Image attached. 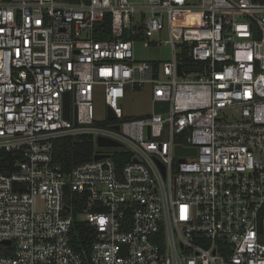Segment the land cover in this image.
<instances>
[{"label":"built area","instance_id":"built-area-1","mask_svg":"<svg viewBox=\"0 0 264 264\" xmlns=\"http://www.w3.org/2000/svg\"><path fill=\"white\" fill-rule=\"evenodd\" d=\"M163 31L172 58L138 60ZM146 84L168 109L125 117ZM98 85L114 118L96 119ZM82 135L94 157L66 173L54 141ZM3 151L20 159L0 173V264H264V0H0Z\"/></svg>","mask_w":264,"mask_h":264},{"label":"trees","instance_id":"trees-1","mask_svg":"<svg viewBox=\"0 0 264 264\" xmlns=\"http://www.w3.org/2000/svg\"><path fill=\"white\" fill-rule=\"evenodd\" d=\"M100 26L104 30L102 29V32H99L95 37L98 39L109 37L111 35V17L109 14L106 15ZM154 62L158 67L159 62ZM95 150L96 144L94 138L90 135L59 137L54 141L53 162L60 165L62 171L69 173L75 164L91 160L94 157ZM19 159L18 153L0 152V173L13 171ZM120 166H122V162H119ZM79 200L77 194L70 191V189L67 190L66 202L72 207L75 214L84 208ZM95 237L96 230L89 223L75 220L72 228V245L78 252L89 257ZM12 254L13 247L0 242V256Z\"/></svg>","mask_w":264,"mask_h":264},{"label":"rangeland","instance_id":"rangeland-1","mask_svg":"<svg viewBox=\"0 0 264 264\" xmlns=\"http://www.w3.org/2000/svg\"><path fill=\"white\" fill-rule=\"evenodd\" d=\"M199 0H189L191 3H197ZM179 32H176L178 36ZM169 35L166 31L162 34H155L152 39L159 42L157 45H150L145 47L142 42H136L135 57L138 60H150L159 62V68L165 60L172 58V46L166 43ZM95 106L97 121H104L108 119V107L105 102L104 86L98 85L95 92ZM120 106L125 117H135L141 115L151 114L154 111V101L152 96L151 84H146L144 88L129 92L125 98L120 100ZM43 203L40 200L38 207Z\"/></svg>","mask_w":264,"mask_h":264},{"label":"water","instance_id":"water-1","mask_svg":"<svg viewBox=\"0 0 264 264\" xmlns=\"http://www.w3.org/2000/svg\"><path fill=\"white\" fill-rule=\"evenodd\" d=\"M178 71H179L180 75H183V68H182V64L181 63L178 66ZM168 107H169V102L168 101H161V100L155 101V104H154L155 112L165 111V110L168 109ZM64 114H65L66 118H70L71 111H70V93L69 92L66 93V102H65V112H64ZM108 117L109 118H114L115 117L114 113L111 110H109ZM98 144L99 145H103L104 144V140L102 138H99ZM193 151H195V150L194 149L184 148L181 145L177 146V153L178 154L190 153V152H193ZM102 156H103L102 154H97V155H95V158L98 159V158H100ZM1 243L5 244V245H9V244H11V241L10 240H3Z\"/></svg>","mask_w":264,"mask_h":264}]
</instances>
